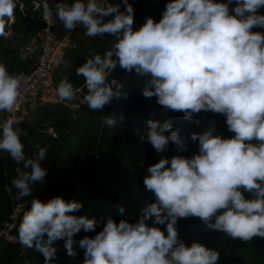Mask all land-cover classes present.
<instances>
[{
  "label": "clouds",
  "instance_id": "clouds-1",
  "mask_svg": "<svg viewBox=\"0 0 264 264\" xmlns=\"http://www.w3.org/2000/svg\"><path fill=\"white\" fill-rule=\"evenodd\" d=\"M17 6L23 13L21 0H0V37L10 35ZM262 7L264 0H168L158 21L148 17L134 28L128 0L57 3L56 16L65 29L82 26L87 37L114 38L102 55L94 52L76 67L82 88L68 77L61 79L55 89L59 102H72L86 89L81 103L103 111L119 95L113 88L116 80L109 79L119 67L143 78V96L155 97L165 113H183L188 120L201 112L220 114L233 135L225 138L214 128L193 132L197 152L162 156L148 166L143 186L154 200L134 223L117 222L111 215L100 221L78 216L82 204L59 195L31 199L18 227L21 246L40 252L45 264H53L54 242L60 240L70 256L75 255L73 245H79L83 264H218V251L195 241L185 244L178 220L199 218L208 229L233 240L264 238V32L253 31L264 28V15L258 14ZM43 8L48 20L52 12L47 0ZM22 83L0 64V113L8 114L0 121V152L23 162L11 182L17 200L32 196L33 186L47 175L40 163L46 149L26 158L21 131L14 127L20 122L13 113ZM104 122L115 124L109 118ZM147 124L143 139L157 153L165 152L170 142L182 144L178 132L170 131V120L149 119ZM98 223L102 229L97 232ZM81 230L96 234L77 241Z\"/></svg>",
  "mask_w": 264,
  "mask_h": 264
},
{
  "label": "trees",
  "instance_id": "trees-1",
  "mask_svg": "<svg viewBox=\"0 0 264 264\" xmlns=\"http://www.w3.org/2000/svg\"><path fill=\"white\" fill-rule=\"evenodd\" d=\"M21 1L26 7L29 6L30 0ZM50 2L53 17L58 21L55 5L68 0ZM109 2L120 3V0ZM128 2L134 8V28H139L148 17L158 21L168 0ZM234 6L233 3L230 8ZM120 7L123 10L124 5L121 3ZM24 11L23 15L17 6L15 23L11 26L12 37H0V64H4L12 74L19 70H31L40 52L39 47L35 60L26 58L31 36L41 31L44 23L38 12L32 13L28 8ZM258 14L264 15V7L258 10ZM253 31L264 32V28L257 27ZM38 39L41 43V37ZM113 41L114 38L110 36L87 37L83 27L77 26L53 68L55 88L64 77H68L75 87L82 88L84 80L83 77L76 76V67L94 52L102 55ZM109 79L116 80L117 84L113 88L119 95L103 111H91L84 103H77L72 108V102H44L36 106L32 125L21 122L27 131L20 138L25 157H34L39 148L44 147L46 156L40 163L47 175L43 183L33 186L32 196L17 200L14 198L17 190L11 184L17 175V162L7 152H0V225L12 212L14 204L29 203L23 214L30 208L31 199L47 201L57 195L66 201L80 202L82 208L75 213L78 216L84 215L100 221L111 215L117 222L126 219L134 223L143 215V208L154 200L143 186L148 166L162 156L171 158L177 153L191 156L197 152L198 142L191 139L193 132L201 133L214 128L216 134L225 138L233 135L227 130L226 117L220 114L201 112L188 120L183 113H165L155 97L143 96V78L128 74L119 67ZM81 93L86 94V89ZM105 118L113 119L115 124L107 125ZM149 119L160 123L170 120V131L178 132L182 144L170 142L165 152L157 153L143 139ZM49 127L53 133L47 131ZM18 164L23 169V162ZM9 188H12L11 192ZM244 195L251 198L250 193L245 192ZM121 206L124 208L123 212L119 210ZM20 222L13 230L16 235ZM159 227L164 229L166 225ZM176 227L186 245L190 246L195 241L218 251V264H264V238L256 237L250 242L233 240L220 231L208 229L196 217L180 219ZM101 229L102 224L98 223L96 231ZM95 234L96 232L81 230L75 239L78 241L85 235ZM54 247L57 249V257L53 264H83L84 251L78 244L73 245L75 255L71 256L67 254L63 240L54 242ZM0 264H45V258L35 249L22 247L18 241L0 240Z\"/></svg>",
  "mask_w": 264,
  "mask_h": 264
},
{
  "label": "built area",
  "instance_id": "built-area-1",
  "mask_svg": "<svg viewBox=\"0 0 264 264\" xmlns=\"http://www.w3.org/2000/svg\"><path fill=\"white\" fill-rule=\"evenodd\" d=\"M44 2L45 0H30L29 6L27 7L22 2L24 9L28 8V10L32 13H39L41 20L44 23V27L41 29L40 52L37 56L35 66L29 71L19 70L15 73V75H19L24 80V83L21 85L22 95L19 100L18 109L13 113V115H16L28 101H53L57 98L55 92L56 88L53 84L52 71L63 54V50L69 42L72 31L67 29L64 31L63 23L59 20V22L56 21L53 14L48 20H45L43 15ZM47 3L51 8L50 0H47ZM24 13L25 11L22 14L24 15ZM55 30H60L61 35L57 36ZM7 31L10 32V35L4 38H8L10 36L12 37L13 31L11 27ZM7 115V113H0V121L7 117ZM21 122L22 120H20L18 124L14 125V127L21 131L20 138L25 136V133L27 132ZM0 131H2V129H0ZM47 131L51 132V127H49ZM17 168H20L18 163L16 169ZM28 204V202H22L13 205L12 212L0 225V240L18 241V235L14 234L13 230L17 226L18 222L22 220V212Z\"/></svg>",
  "mask_w": 264,
  "mask_h": 264
},
{
  "label": "rangeland",
  "instance_id": "rangeland-1",
  "mask_svg": "<svg viewBox=\"0 0 264 264\" xmlns=\"http://www.w3.org/2000/svg\"><path fill=\"white\" fill-rule=\"evenodd\" d=\"M40 35H41V31H38L35 33L34 36H31L32 37L30 39L31 42L29 41L30 44L27 46L28 55H26V58H28V59L32 58V60H35L38 49L40 47V42L38 39L40 37ZM56 35L60 36L61 32L56 31ZM37 41H38L39 45H37L38 44ZM34 51H35V53L33 54V56L31 54L29 57V54L33 53ZM32 60H30V61H32ZM82 98H83V94L82 93L78 94L76 100L72 101V104H71L72 108L76 107L78 105L77 103H81ZM56 99H54L53 101H35V102L34 101H28L26 104L23 105V107L17 112V114L15 116H16V118L22 120V122H25L27 125L30 126L33 124L34 110H35L36 106L41 104V103H44V102H59L58 98H56ZM64 103L68 104V102H64ZM5 118H3V119H5Z\"/></svg>",
  "mask_w": 264,
  "mask_h": 264
},
{
  "label": "crops",
  "instance_id": "crops-1",
  "mask_svg": "<svg viewBox=\"0 0 264 264\" xmlns=\"http://www.w3.org/2000/svg\"><path fill=\"white\" fill-rule=\"evenodd\" d=\"M63 30L65 31L66 29L65 28H63ZM56 31V30H55ZM58 31H60V30H58Z\"/></svg>",
  "mask_w": 264,
  "mask_h": 264
},
{
  "label": "water",
  "instance_id": "water-1",
  "mask_svg": "<svg viewBox=\"0 0 264 264\" xmlns=\"http://www.w3.org/2000/svg\"><path fill=\"white\" fill-rule=\"evenodd\" d=\"M51 133H53V131H51Z\"/></svg>",
  "mask_w": 264,
  "mask_h": 264
}]
</instances>
